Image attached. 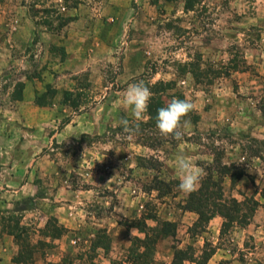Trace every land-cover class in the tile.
<instances>
[{
    "label": "rangeland",
    "instance_id": "374dc122",
    "mask_svg": "<svg viewBox=\"0 0 264 264\" xmlns=\"http://www.w3.org/2000/svg\"><path fill=\"white\" fill-rule=\"evenodd\" d=\"M138 81L151 89L171 83L149 105L160 97L165 106L173 98L195 105L183 118L191 124L181 140L162 136L149 110L134 135L123 132L121 119L136 122L122 93ZM20 83L23 100L17 101ZM263 106L264 0H0V152L45 155L60 171L59 186L47 176L25 192L32 193L28 206L39 222L54 217L57 205L65 214L71 205L86 215L89 234L100 224L113 227L110 220L118 217L130 231L144 214H156L175 219L177 234L157 242L152 264H172L181 247L198 251L197 235L207 229L185 217L189 194L178 190L171 154L212 157L194 159L204 172L197 191L206 189L207 169L219 159L241 165L246 181L263 179ZM225 179V197L236 198L235 184ZM11 197L0 192V206ZM130 208L136 216H128ZM0 209L11 228L26 214ZM37 231L34 224L23 238L34 244ZM231 233L218 245L243 264H257L231 243ZM40 236L45 245L39 247L55 246ZM259 254L255 259L264 264V250ZM93 256L77 262L65 256L62 264H94Z\"/></svg>",
    "mask_w": 264,
    "mask_h": 264
},
{
    "label": "crops",
    "instance_id": "0c3cea01",
    "mask_svg": "<svg viewBox=\"0 0 264 264\" xmlns=\"http://www.w3.org/2000/svg\"><path fill=\"white\" fill-rule=\"evenodd\" d=\"M171 155L172 157H177L175 156V154ZM200 157H202V155L197 154V156L193 157V160H196ZM209 157H202V160H208L209 162H212V157ZM195 160L194 163L196 167L199 168V163L197 164V161ZM58 175H60L59 167H57L55 163H51L50 161H48V158L45 155H37L36 153L31 154L29 152H0V192L5 193L6 195L9 194L10 196H12L11 198H13L11 202L7 204L5 203V206H0V208L4 209L7 213H10L11 211L17 212L21 210L23 213H26L25 215H21V226L26 228L27 230L32 225L37 224V227L39 228V231H37L39 235L37 236L39 239L33 244L37 246V249L35 250L33 256L35 264H62L65 256H71V259L76 260L77 262L81 261L80 258H87V255L93 252L95 253V256L91 257V259H93L91 260V262H93L94 264H112L114 260H121L119 257L122 251L121 249H124L123 243H125V248L127 251L131 247V240H133L135 237H144L143 234L139 233L137 228L129 227L130 231L124 228L119 223L121 219L118 216L117 220H110L108 218V220L114 223V228L107 227L106 223H104L103 225L100 224L99 228H93V233L89 234L85 232L88 229V226H86L87 223L85 221L86 215H77L75 212L70 211L72 209L71 205H69L70 210H68V213L65 214L62 212L63 208L57 205L54 206L51 215L56 217L59 223L62 224L68 230V232L62 238L52 241L53 244H55V246H53L52 248L48 249L39 247V243L41 242V240H43V238L40 236V230L44 229L47 223L44 222V220V223L39 222V216H37L36 218L32 217L35 216V210H30V207L28 206V204L30 203L29 198L32 196V193L26 194L25 192L27 190H29V192H32L35 186L42 185L39 179L45 182L47 176L52 179L55 186H59V180L58 178H56L58 177ZM35 176H37V179H35ZM244 177L238 181L239 183L243 182V186L240 187L238 185L237 187V184H235L234 187L236 188H234L235 190L233 191H236L237 194H234V196L237 199L239 197L241 199H245L246 197L255 196V199L260 202L261 206L254 214V217L248 226H233L231 228L232 233L230 237L231 243H234L233 245L236 244L239 246V248L241 247L243 251H247L245 257L248 258V260L252 261V263L256 262L258 264V261L255 258H258V256H260V251L264 250V199L261 197V193L257 192L256 190L257 186H259L260 184H262V187L264 188V178L252 182L250 180L246 181V176ZM34 179L37 181H34ZM225 183L228 184V186L233 184L230 177H226ZM239 190L242 191L239 192ZM42 199L44 200V198ZM18 200L21 201L20 203H18V205H16ZM131 209L132 208H130V213L128 216H136V214H134L135 210L133 212L131 211ZM37 211L38 212L36 213L38 214L39 209ZM78 211L87 214L85 208L80 207L78 208ZM28 213H30V215H28ZM2 214L3 212H0V215ZM186 216H193V218H195V222H197L198 220V215L194 212L185 211V217ZM82 217L84 218L82 219ZM103 221L105 220L102 219L101 222ZM166 221L173 223L176 222L175 219L172 220L171 217H168ZM223 223L224 220L221 217L217 216L210 221L207 227H205L207 231L197 235L198 244L195 247L198 251L194 249L196 256L199 257L205 250H208L207 247H205V244L210 243L212 240L211 249L209 250H213L214 253L206 264H220L221 262H228V264H243L237 259V255L231 252L232 250L228 249L227 247H221L220 245H218L222 236L224 235L222 234ZM108 224L111 223L108 222ZM93 225H95V223H93ZM154 225H156V223L149 226ZM106 228H108V231L106 230ZM101 230H105L110 238H112L110 248L108 250L106 248L100 247L93 251V239ZM125 230L126 232H124ZM111 234H113V236H111ZM48 240L50 241V239ZM250 242L251 246L250 248H248L249 246L247 245ZM190 244L191 241L188 243V245L190 246ZM187 248L188 247H186L185 249ZM180 249L184 248L181 247ZM19 251L20 247L15 240V236L9 234L5 230L3 218L2 216H0V264H15L13 260L19 254ZM185 263L196 264L188 261H186ZM246 264L249 263L247 262Z\"/></svg>",
    "mask_w": 264,
    "mask_h": 264
},
{
    "label": "trees",
    "instance_id": "16d2710c",
    "mask_svg": "<svg viewBox=\"0 0 264 264\" xmlns=\"http://www.w3.org/2000/svg\"><path fill=\"white\" fill-rule=\"evenodd\" d=\"M158 0H154V4ZM167 2H175L176 0H165ZM171 83H160L155 85L152 89L153 94L163 93L170 89ZM20 90L15 96V100H23L24 84L20 83ZM165 107L162 98L158 101L152 98V103L149 105L150 117L157 116L158 110ZM264 112V106L261 108ZM208 175L205 180L206 189L201 191H195L189 194L186 204L184 206L185 211L194 212L198 215V220L195 223L197 228H205L210 221L219 216L224 220L222 225V234L228 231L233 226L238 225L241 227L248 226L256 211L261 206L260 202L255 197H246L243 201H239L236 198H226L223 187V179L230 177L233 185L236 184L241 178L247 175L243 171L241 165L231 163L229 165L224 164L221 159L215 160L214 165H209L207 169ZM261 197L264 199V189L261 191ZM10 220V219H8ZM148 221L156 223L155 226H149ZM11 222V221H10ZM3 224L5 230L15 236V240L20 247L19 254L14 258L15 264H35L34 253L37 249L36 245L30 243L27 239H24V234L27 233V229L21 226V220L16 221V226L11 228L7 221L3 218ZM52 227V230H50ZM130 228H137L139 233L144 237H135L132 241L131 247L126 259L114 260L112 264H152L156 244L161 238L175 237L177 232V224L166 220H160L156 214H144L139 220L132 223ZM68 230L60 225L56 217H51L45 226L41 230L42 236L50 241L62 238ZM44 244L43 241L39 243ZM43 245V246H44ZM111 240L106 235V231L101 230L98 235L93 239L92 249L95 251L97 248H106L109 250ZM213 250H205L201 256L197 257L194 248L188 247L187 249H175V254L172 264H185L186 261L196 264H206L211 256ZM220 264H228V262H221Z\"/></svg>",
    "mask_w": 264,
    "mask_h": 264
},
{
    "label": "clouds",
    "instance_id": "9594fccd",
    "mask_svg": "<svg viewBox=\"0 0 264 264\" xmlns=\"http://www.w3.org/2000/svg\"><path fill=\"white\" fill-rule=\"evenodd\" d=\"M153 93L143 82L138 81L130 84L122 93V104L125 109H130L136 123L127 119H121L120 125L125 134L134 135L139 128V122L145 118L149 101ZM195 108V105L186 99L173 98L165 107L158 110L156 116V128L164 137H173L181 140L184 135L183 129L190 126L191 121L183 119ZM176 172L179 179L178 190L185 194H191L198 190L204 172L197 168L194 161L184 155L176 157Z\"/></svg>",
    "mask_w": 264,
    "mask_h": 264
}]
</instances>
